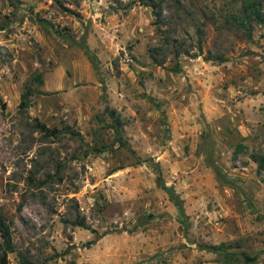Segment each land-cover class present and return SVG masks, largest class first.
Masks as SVG:
<instances>
[{
	"label": "rangeland",
	"instance_id": "1",
	"mask_svg": "<svg viewBox=\"0 0 264 264\" xmlns=\"http://www.w3.org/2000/svg\"><path fill=\"white\" fill-rule=\"evenodd\" d=\"M238 3L163 0L172 36L201 27V53L155 64L139 0H0L7 264H264V22L247 38L224 20Z\"/></svg>",
	"mask_w": 264,
	"mask_h": 264
},
{
	"label": "trees",
	"instance_id": "2",
	"mask_svg": "<svg viewBox=\"0 0 264 264\" xmlns=\"http://www.w3.org/2000/svg\"><path fill=\"white\" fill-rule=\"evenodd\" d=\"M11 3V0H9ZM163 0H139L140 3L148 5L150 11L154 17V24L156 30L159 32L160 38L159 41L153 45L147 46L146 51L149 59L155 64H162L165 61V58L168 54H171L173 57H177L180 53L183 54H200L201 53V36L202 29L199 25L195 27L196 39L193 44L186 42V39L172 36L170 30L163 22ZM64 9L70 10L71 8L63 6ZM229 17V18H228ZM224 20L230 21L233 26L238 29H241L247 38L250 37L252 29V21L257 23L264 22V12L261 10L260 0H239L237 10L228 12ZM85 51L88 53V57L95 64L93 56L88 52V49L85 48ZM207 57V56H206ZM218 60L223 58L216 56ZM173 70H179L180 66L178 61H175L172 66ZM34 78L37 81H40L39 74H36ZM31 93L29 86L24 87V91L20 94L18 105L19 107H25L27 105V97ZM109 116L112 119V124L117 125L119 120L117 116L113 115V110H108ZM34 126L41 131L43 134L50 135L52 137H57L59 129L55 126H47L42 121L34 118ZM116 141L118 144L123 145L124 142L119 136H117ZM132 151V150H131ZM257 161V167L260 169L262 167V158H259ZM216 174L219 172V168L214 166ZM156 183L163 188L168 197L174 202L178 211L182 214V205L181 199L178 197L177 193L173 190L171 184H165L159 174L156 177ZM72 224L85 226L84 219L82 216L75 218L71 222ZM92 240H86L85 244L91 243ZM220 244L217 245H208L209 249H218ZM12 250V240L10 237L9 227L5 219L0 214V264H7V251ZM221 252L224 255H227L225 249H221ZM163 264H167L166 261Z\"/></svg>",
	"mask_w": 264,
	"mask_h": 264
}]
</instances>
